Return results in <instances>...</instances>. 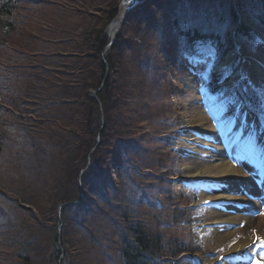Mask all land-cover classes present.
I'll return each instance as SVG.
<instances>
[{"label":"trees","instance_id":"1","mask_svg":"<svg viewBox=\"0 0 264 264\" xmlns=\"http://www.w3.org/2000/svg\"><path fill=\"white\" fill-rule=\"evenodd\" d=\"M90 1L62 6L64 14L60 11L59 15L70 16L66 20L68 28H58L61 16L51 17L45 31L53 32L54 38L44 36L42 43H31L38 38L23 41L22 37L28 34L25 23L33 24L32 9L37 1L0 0V155L11 160V173L22 172L27 178L37 176L40 180L45 172L47 179L67 188L66 180L72 177L69 183L73 184L86 167L100 133V145L82 176L85 196L79 204L63 208L64 216L76 209L85 214L73 217L77 225L65 226L74 227L82 235L81 242L86 240L93 247L115 251L122 264H194L181 258L197 249L189 237L182 235V225L188 221L187 210L183 203L175 201L170 182L163 178L171 173L170 161L163 165L155 161L154 167L144 150L146 142L158 140L161 132L175 126L171 116H164L168 104L166 107L162 98L173 83L169 74H164L158 53L169 60L167 47L175 38L180 55L194 45L196 57L203 58L213 48L214 59L221 60L232 45L229 28L238 19L236 6L247 12L250 22L264 32V0H148L125 20L106 55V64L102 59L107 43L103 31L116 16L117 4L113 0H98L100 6L93 12ZM45 2L48 5L53 0ZM234 37L252 48L259 42L256 32L244 22L239 23ZM18 47L24 50L20 52ZM32 60L38 66L32 65ZM237 64L238 61L226 76L214 73L209 89L223 92L220 82L231 72L237 73ZM36 77L39 85L34 83ZM103 80L98 102L93 92ZM240 85L248 103L264 114L258 92L246 82ZM155 121L165 126L160 132ZM36 148L40 149L38 157ZM35 158H43L44 163L31 162ZM113 169L118 171V184H114ZM157 172L161 176H155ZM32 189L34 184L28 182L19 193L15 188L10 191L15 209L19 205L22 208L23 203L30 205L22 209L37 220L29 224L35 231L39 225L57 222L51 215L57 206L79 198L78 189H65L61 194L49 193L58 202L49 204L47 199L29 194ZM1 190L2 187L0 199L7 198ZM161 195L166 204L158 202ZM18 216L17 211L6 214L0 209V244L5 245L10 231L23 225L25 219ZM55 228L52 227L54 231ZM109 230L116 231L115 244L108 240ZM67 239L70 238L66 236L65 245L69 243ZM22 241L23 244L17 243L21 246L20 254L12 253L11 258L0 254V264H26L31 251L24 249L28 245ZM58 253L59 250L56 257ZM16 255L25 261L13 260Z\"/></svg>","mask_w":264,"mask_h":264},{"label":"rangeland","instance_id":"2","mask_svg":"<svg viewBox=\"0 0 264 264\" xmlns=\"http://www.w3.org/2000/svg\"><path fill=\"white\" fill-rule=\"evenodd\" d=\"M36 1L37 5L34 9H32L33 24L25 23L24 28L28 34H25L22 37L23 41H29L33 37L38 38L37 40L34 39L33 41H31V43H42V38L44 36L50 39L54 38L53 32L46 33L45 31V28L49 27L48 22L50 21V18L59 15L60 11L64 14L63 10L61 9L62 6L72 5L75 2L79 1L80 3L78 4L80 5L81 3H83L84 0H53V3H49L48 5L45 2L47 0H43L44 3H41L42 0ZM86 1L87 3H89L90 0ZM113 1L116 2L118 8L120 0ZM90 2V5H92L93 7V12H97V9L95 8L100 6L99 1L97 0ZM59 16H61L62 18L57 23V25L59 26L58 28H68L66 20L70 19V16ZM75 19L76 17L73 18L74 22ZM107 26L108 24L105 26L103 31L105 36L107 34ZM169 48V54L170 56H172L173 53L176 52L175 43L171 42ZM18 49L20 52L24 50L21 49V47H18ZM235 49L238 52L239 56L242 58V61L246 63V65L243 66V69H241V72L243 73L244 71L246 78L251 80L254 86L260 88L261 94H259V96L260 99L264 101V44L258 47V50L255 51V56H248V53L246 52L248 51V49H246L245 46H241ZM27 51L29 50L25 49V52ZM252 54L253 53H251V55ZM228 55L229 58H227V60L230 62L232 60V54L229 53ZM158 56L161 60L162 69L163 72H165L164 74H169L170 81L173 83L172 89L170 88L168 93L165 94L162 98V101L165 103L166 107L168 104L164 116H171L174 121H177L179 124V127L174 129L177 131V134L175 136V142H173V145L170 148H173L172 150L175 149L177 151H182L185 153L176 158L175 161H173V157L170 159L171 154L168 151L169 148H167L164 143L160 142L159 140H154L153 142L148 141L145 143L146 147H144V150H146L147 152V160H149L150 156L154 167H156L155 161L157 164L162 163V165L165 162L170 161L169 169L171 171V174L169 175V177L164 179H177L183 176V168L185 166L190 165L195 167V164L193 162L197 161V159L202 160L204 164H208L213 159L215 160V155H222L223 152H225L224 144L226 143V141H224V134H226L228 129L232 126H235L236 128V131L232 130V134L234 135V140L231 143L232 146H235L239 143H244L242 140V138H244L246 140V143L242 147L245 146L246 148L250 145H255V150H257V152L262 154L264 157V127H260L255 122L253 123L250 120L249 116L245 115V112L238 108V105L233 102L234 97H231L229 100L223 101H216L213 98H206V96L202 95V93L200 92L201 83L200 77H198L197 73H194L191 70L188 71L187 68H185L183 65H180L179 68L172 62H169V60H167L161 52L158 53ZM249 57H253L255 59L256 64H254V62ZM173 58L174 56L172 57V60ZM1 60L2 63L5 62V59L3 60L1 58ZM31 64L34 66H38L39 63L37 61L32 60ZM256 66L262 68L263 75L260 74L254 76L251 73V71H253L252 68ZM38 78L39 77H36V79L34 80V83L36 85H39ZM174 86H176V89H174ZM192 101L198 102L201 107V113L206 115L213 123V126H215V131L217 132V135L219 137V142L211 144L210 140H212V136L204 135L199 130L191 127L192 112L188 110ZM157 119L161 120L163 118L157 117ZM155 123L159 128L158 132H160L165 127L164 124L161 123V121H155ZM239 134H241L240 138ZM192 138H195V140H192ZM188 139H191V141H188ZM189 142H191L193 146H198L200 148V152L198 154L200 158L196 157V154L192 151V147L190 148L185 145ZM35 150L37 152L36 157H38V152L40 149L36 148ZM228 154L230 155V153ZM2 156L3 158H1ZM157 159L159 160V162H157ZM231 159L233 164L239 167L242 173L244 174V178L239 180V183L235 184L236 191L238 192V199L241 200L243 203H241L240 205L241 209H239V213H229L225 211L231 215L240 217L241 221L238 223H234L237 225L233 228L234 233L232 237L224 240L223 242L220 241V238L217 236V234L226 231V222H213L210 210L215 208L214 205H217L221 207L224 211V208L228 205V203H225L223 201H217V203L220 205L214 204L208 200V197L209 195L210 197L216 196L219 192L218 190H222L223 188H226L229 185L219 179L203 178L205 179L204 182L194 181L195 186L192 187L190 191L184 189L182 193V191L180 190L182 185L179 187L180 183L177 180L176 182H174L175 190L172 191L176 192L175 201H180V203L185 202L187 200L188 192L189 199H191L189 200L188 205H192V207L196 208L194 212V217L199 220V223L195 225L196 228L198 226L197 229L199 240L203 243L205 249L208 252H219L217 259H212L208 254L198 255L197 259L199 264H228L229 262L231 263L233 260L230 259L229 254L233 247L241 241H249L248 247H250V249L264 247L261 246V243L256 240L257 236L264 239V185L263 187L255 188V185L252 181V168L247 164L245 158L240 157V159H238L232 156ZM0 160L4 163L3 167L0 161V172L1 170H3V172H1L2 177H0V188L2 187L1 192L6 194L9 200H12L11 202L7 200V198L0 199V203H2L0 205V209L6 212V214H10L14 211H17L19 214L18 218H22L20 220L25 219V221L23 220V225L17 226V230L10 231L11 236L9 240L5 241V245L3 242L0 244V254H2L3 257L11 258L12 253L13 255L20 254L21 246L17 243L19 242L20 244H23V241L21 242V240H24V245H28V247H24V249L31 251V254L27 258L26 264H122L120 257L115 251H107L106 249H104V247L100 246L93 247L89 245L86 240H84V242H81L82 235L77 233L74 230V227L70 225L65 226L69 223L77 225L76 223H74L73 217L79 215L82 216L83 214H85L83 210H72V212H68V215L64 216V209H62L59 205L55 208L56 210L51 214L52 216L54 215L53 218H55V220L57 219V222L54 220L49 222L50 226L44 224V227H41L39 225V230L35 231L34 227L33 230H31L29 224L31 222H36L37 220L34 218V220H32V218L29 216V211H24L22 209H25L26 207L22 206L21 208L19 205L18 210L15 209L13 205V200H15V198H13L14 195L12 194L13 192H11L10 189L15 188V190L19 193L20 190H22V188L28 182L29 184L33 183L35 186V189H32L31 192L29 191V194H33L34 196H37L40 200L43 201L47 199L49 204H51L52 201L55 203V205H57L58 203L57 201L55 202L52 195H50L49 193L56 192L57 194H61L60 191L65 189H68L72 192H76V189H78L79 198L75 202H79L82 199L81 192L85 193L86 190L83 187V183L81 180V174L86 171V168L81 170L80 175L77 177V179H74L73 184L69 183L72 177H70L68 181L66 180L65 184L67 188H63L58 187L57 181L47 179L48 177L46 176L45 172H42V174L44 175V177L40 179L42 181H40L39 179L37 180V176L27 178V175L22 172L11 173V160L7 159L4 155H0ZM33 161H38L42 164L44 163L43 158H35L32 159L31 162ZM70 175L72 176L71 171ZM157 175L161 176V173H155V176ZM112 178L114 184L119 183L120 177L117 170H112ZM45 180L46 183L44 184ZM151 182H154V180L151 179ZM241 183L244 185H240ZM230 186H232V184H230ZM242 186L245 187L244 193L241 192ZM132 196H130L131 199ZM160 198L164 201L165 204L167 203L166 198L163 195H161ZM243 199H246V202ZM33 211H36V209L33 208ZM38 213H42L43 216L42 211H39ZM249 218L253 219L252 222L248 220ZM7 220H9V217ZM7 220L5 222L1 220V222L6 223ZM54 226L56 227L55 231L54 229H52V227ZM108 232L109 242L115 244V240H117L116 231L109 230ZM66 236L70 238L67 239L69 241V243L67 241V245L64 244ZM28 241L30 243H28ZM78 241L80 242L77 245H73ZM60 248H62V251ZM57 250H59V253L56 257ZM5 252L7 253L5 254ZM22 254L23 256L26 255L27 251H25V254ZM24 259L25 258L22 257L20 258L19 255L13 256V260H16L20 263H23L25 261ZM257 261H259L260 264H263L258 255H253L251 257H248L247 259H244L243 264H256Z\"/></svg>","mask_w":264,"mask_h":264},{"label":"bare ground","instance_id":"3","mask_svg":"<svg viewBox=\"0 0 264 264\" xmlns=\"http://www.w3.org/2000/svg\"><path fill=\"white\" fill-rule=\"evenodd\" d=\"M248 53V52H247ZM248 56H255L254 54L248 53ZM251 58V57H249ZM264 59V56H263ZM251 60L255 63V59L252 57ZM254 67L252 68L253 71L251 73L254 76L257 75H263L262 68L260 67ZM192 112V121H191V127L199 130L204 135L212 136V140H210L211 144L219 142V137L216 134L215 128L213 126V123L211 120L201 113V107L197 103V101H192L189 106V110ZM232 130L236 131V129L232 126L228 129V134L224 136V141L226 143L224 144L225 152L223 154L215 155V160L213 159L208 164H204L202 160L197 159V161H194L195 167L191 166H185L183 168V175L187 178H213V179H219L224 181L225 183L232 184V186H228L226 188H223L218 192V194L214 197H208L209 200L216 202L218 200H225L228 202H235L237 201V196L234 195L236 187L235 184L239 183V180L244 178V174L242 173L241 169L237 166H235L232 162L231 157H237V154H241L244 152V150L241 149L239 145L232 146L231 143L233 141L234 135L232 134ZM192 140H195V138ZM187 147H191V143L186 144ZM222 147V146H220ZM193 151L199 152V147L195 146ZM231 151V152H229ZM230 153V155L228 154ZM251 154V159H248L249 165L253 166L254 168L258 166V173L262 174L264 171V159L256 153V151L253 148H249V151H245L242 155ZM257 156V157H256ZM197 157V155H196ZM259 157V159H258ZM257 184V183H256ZM258 185V184H257ZM259 186V185H258ZM232 193V194H231ZM215 208L210 210V214L212 215L213 222H228L230 224L238 223L240 222V217L231 215L225 211L222 210L221 207L214 205ZM228 208H233L231 206H228ZM250 222H252L253 219H248ZM225 232H222L220 234H217V236L220 238V241H224L226 239H229L232 237L234 231L233 229L229 230L225 227ZM249 241H241L237 245L233 247L231 250V257L234 259L235 262L228 263V264H239L242 259L239 255L245 252L248 247ZM262 259L264 260V251L257 253ZM234 255H236L234 257Z\"/></svg>","mask_w":264,"mask_h":264},{"label":"water","instance_id":"4","mask_svg":"<svg viewBox=\"0 0 264 264\" xmlns=\"http://www.w3.org/2000/svg\"><path fill=\"white\" fill-rule=\"evenodd\" d=\"M147 0H120L119 5H118V9H117V14L116 16L111 20V22L108 24L107 26V37H108V43L105 47V50L103 52L102 58L105 61V55L108 52V50L110 49L113 41L115 40L116 35L118 34V32L120 31L123 23L125 22V20L127 19V17L129 16V13L136 8L137 6H140L142 4H144ZM99 89H97L95 91V97L96 99H98L97 97V92ZM100 143V138L98 136L97 138V144L99 145ZM95 150V148L91 151V153ZM90 163V157L88 160V165Z\"/></svg>","mask_w":264,"mask_h":264},{"label":"snow or ice","instance_id":"5","mask_svg":"<svg viewBox=\"0 0 264 264\" xmlns=\"http://www.w3.org/2000/svg\"><path fill=\"white\" fill-rule=\"evenodd\" d=\"M215 56H216L215 49L209 48L208 51L203 54V61H207V60H210V59H214ZM256 240L261 243V246H264V239H262L261 237L257 236L256 237ZM256 264H260V262L257 261Z\"/></svg>","mask_w":264,"mask_h":264}]
</instances>
